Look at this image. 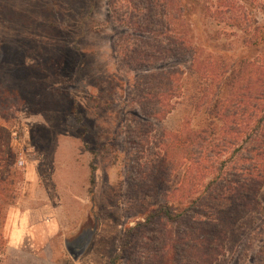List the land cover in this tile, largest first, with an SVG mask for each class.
<instances>
[{
  "label": "rangeland",
  "instance_id": "374dc122",
  "mask_svg": "<svg viewBox=\"0 0 264 264\" xmlns=\"http://www.w3.org/2000/svg\"><path fill=\"white\" fill-rule=\"evenodd\" d=\"M220 1L117 0L115 13L110 0H0V264H109L118 252L119 264H193L186 248L168 254L182 225L129 229L146 223L137 200L165 202L137 190L165 135L194 118L184 95L163 99L176 105L169 116L151 115L165 104L148 99L155 80L192 64L218 74L243 42H260L249 51L263 58L264 0L228 1L237 27L205 14ZM184 22L193 49L180 57L172 43ZM216 264H264V212L241 223Z\"/></svg>",
  "mask_w": 264,
  "mask_h": 264
},
{
  "label": "trees",
  "instance_id": "16d2710c",
  "mask_svg": "<svg viewBox=\"0 0 264 264\" xmlns=\"http://www.w3.org/2000/svg\"><path fill=\"white\" fill-rule=\"evenodd\" d=\"M228 1H220L218 12L207 6L205 14L210 18L230 15L231 27H237L240 17L232 16L233 4ZM110 7L116 13L117 0H110ZM188 13L186 3L182 16ZM183 25L172 43L180 57L193 49L191 28L185 22ZM248 26L241 31L251 33ZM242 46L238 57L222 60L218 74H212L209 66L196 72L192 64L189 72L176 69L161 75L152 84L160 85L159 91L148 92V99L153 101L184 95V106L194 118L188 116L181 128L165 135L149 184L137 190L148 198L162 195L165 202L156 206L137 200L146 223L139 222L129 230L145 229L156 219L182 225V236L169 238L168 254L186 248L193 264H216L226 256L228 241L241 223L264 212V55L256 59L249 51L260 47V42H243ZM187 74L190 90L185 92ZM163 102L150 110L151 115L167 117L176 109L171 101ZM175 169L182 171L181 179L177 186H169ZM121 258L118 252L109 264H119Z\"/></svg>",
  "mask_w": 264,
  "mask_h": 264
},
{
  "label": "water",
  "instance_id": "95a60500",
  "mask_svg": "<svg viewBox=\"0 0 264 264\" xmlns=\"http://www.w3.org/2000/svg\"><path fill=\"white\" fill-rule=\"evenodd\" d=\"M68 248H69L70 252H71V253H73V250H72V248H71V247H68Z\"/></svg>",
  "mask_w": 264,
  "mask_h": 264
}]
</instances>
